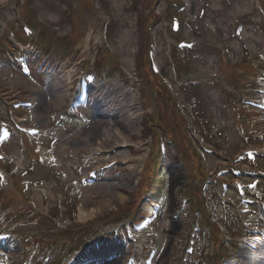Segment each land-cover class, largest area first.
Wrapping results in <instances>:
<instances>
[{
  "label": "rangeland",
  "instance_id": "obj_1",
  "mask_svg": "<svg viewBox=\"0 0 264 264\" xmlns=\"http://www.w3.org/2000/svg\"><path fill=\"white\" fill-rule=\"evenodd\" d=\"M3 0H1L2 3ZM153 0H139L138 4L144 2L148 4L152 3ZM227 1L230 0H189L187 1L188 9L182 14L183 20L185 22V29L191 27L188 33L189 40L194 39L198 41L199 57L197 58V63L194 69L190 71L189 74H185V77H191L192 79H199L203 82L202 90L196 91L195 89L189 90L186 94L181 93L180 98L185 99L183 102L189 103L193 98H197L201 103V110L205 112V117L211 121V130L210 132L216 135L215 139L219 140L222 151L218 152L221 157H226L229 159H234L240 151L245 147V142L242 143V139L237 135V132L244 127V120H242V113H238L233 108L235 105L230 103V100L238 101V98L241 97L242 92L236 96L235 92L232 96L230 89L238 88L236 74L240 75V71H243L244 63L246 60H250L247 57L242 60L240 55L236 56V53H232L230 62H221L219 60L218 54L220 49L228 52L233 49H240V45L245 43L252 45L254 51L257 50V47L264 44V34L258 32L252 26H248L243 29L241 35V41L236 42V38L232 37V33L236 26L248 22H252L251 12L256 1L250 2V0H232L235 4H229ZM132 0H39L37 2H30L24 0V3L29 6L31 9H28V17H35L40 22L46 23L49 27L50 37L53 40H56L57 35L62 40L63 35L67 34L71 30L70 19L79 18V23L82 21L90 23L89 31L93 34L90 38L91 46L90 49H86L85 54L79 55L78 59H90L92 58V53L94 54V61L100 57V46L103 44L102 37L103 32L108 29L107 25L109 23V37L110 45L114 53L118 55L119 61L124 68V72L127 77H131L129 74L134 75L136 71L135 66V53L137 52V40L139 39V30L138 25L136 24L135 18V7L131 6ZM206 9H204V15H200V9L205 3ZM135 3V6L137 5ZM101 7V8H100ZM164 8V7H163ZM163 8L158 10L161 14L163 13ZM162 9V10H161ZM34 10V12H32ZM24 9V15H25ZM10 14L7 11L0 13V20L4 17H8ZM64 16V18H63ZM249 16V17H248ZM203 19V20H202ZM67 23V25H66ZM256 25L260 23L258 18H255ZM188 24V26L186 25ZM107 27V28H106ZM140 36H143L142 30ZM56 32V35L53 34ZM90 36V35H89ZM97 51L99 53L97 54ZM104 56V54H103ZM165 64V62H164ZM221 65V70L218 72V77L214 78L218 68ZM60 67V68H59ZM58 70L54 73V76L63 68L66 70L69 66L65 63L58 66ZM241 69V70H240ZM166 75H172L173 70L168 71L167 67L165 69ZM171 73V74H170ZM174 75V74H173ZM53 76V77H54ZM1 77V75H0ZM4 82H7L12 89L18 90L20 88L26 87V83H22L17 75L6 71L2 77ZM208 79V82H205L203 79ZM212 78L216 79L213 80ZM171 83L174 85L176 82L173 79H170ZM67 85L59 93H56L55 90H51L48 94V98H51V101L56 102V97L64 95L67 91ZM147 92L150 90V84L146 86ZM152 91V89H151ZM11 92V89H10ZM142 94V93H141ZM152 95V93H150ZM137 102L145 103L143 101V96L140 98L139 93L137 95ZM149 106L153 105V102L148 103ZM242 104V101H241ZM45 105V104H44ZM240 103L236 104V107H239ZM45 107V115L38 114L36 117V124L44 126L48 123V109L47 105ZM156 107L159 111V117L161 124H163L162 117L160 114L161 109H166V104L161 103L157 100ZM58 108V102L53 109L52 114ZM146 112L140 107L136 114H132L131 117L137 116L129 127L125 130L122 129L123 133L130 138L131 142L140 145L141 154L139 157H129L128 151H119L123 161L130 159L134 167L130 170L128 174L125 175L122 182L119 184H99L94 187H81L75 184V188L72 187L73 183H69L64 180L58 187L54 185H48V187H36L33 188L34 192L29 196L28 201H34L36 207L39 211H45L46 209H51L56 207H62V199L64 195L68 197V202H75L77 210L74 209V206L68 207L69 211L66 212L67 219L65 222L61 219L56 218V232L54 231L53 224L45 221H33L29 226L25 225L30 234H39L43 237H46L45 240H51L58 238L60 232L58 229H65L66 226L71 225V218L74 217L76 222L79 225H86V223L102 217L104 215L116 212L118 207L123 204L129 203L131 205L134 201L136 192L137 181L139 180V171L141 169L142 163L145 161L149 149L146 145H142L151 141L150 139L146 140L144 136H147L143 131L144 122H142V115ZM50 121V120H49ZM210 128V126H209ZM192 130V129H191ZM83 130L80 129L76 131L73 135L66 136L64 141L56 147V153L65 158V154L72 152V154H82L87 152L89 149H109L111 147H120L124 140L120 138H115V130L111 127L108 129L105 128L101 135L93 138L86 139L81 138ZM221 134V136L218 135ZM114 138V139H113ZM84 139V140H83ZM114 140L112 145L107 143L111 140ZM80 142V143H78ZM251 146V145H249ZM215 148L214 146H212ZM248 147V146H247ZM264 149L263 146H260ZM201 149L200 146H198ZM216 149V148H215ZM111 160V159H110ZM228 161L220 160L217 157L208 158V169L210 170V165L212 167L219 166L220 164H227ZM175 166L178 165L174 161ZM264 167V163L261 165ZM171 167V166H170ZM136 169V170H135ZM66 170L64 169V172ZM45 173L42 172V175ZM67 174V173H66ZM45 176V175H44ZM190 174L188 170H184V167L180 165L178 169L170 170V196L173 203V208L175 209L178 198H183L186 195V187L188 191L189 183L187 182ZM197 191L196 185L194 186ZM167 190V195H168ZM21 195L19 192L14 194L12 189L8 187L5 191L0 192V202L7 201L15 202V205L9 212L20 213L16 216L17 219L29 218L30 213L20 210L28 209V206L24 202V195ZM70 195V196H69ZM136 203V199H135ZM171 203V204H172ZM30 205V204H29ZM31 206V205H30ZM59 207V208H60ZM33 208V207H32ZM169 206H167L168 210ZM171 210V209H170ZM61 211H65L64 207L61 208ZM168 213L166 212L164 220L161 219L156 227L159 230L161 250L159 255V261L157 264H177V257L179 254L180 244H182V239L185 234L186 225L182 221H177L175 224L168 221ZM15 219V214L12 216ZM103 223V222H102ZM102 223H98L91 227L92 230H96L101 226ZM176 225L177 230L174 231L173 226ZM80 231L75 232L74 237H71L66 240L67 244L79 243L81 242L86 233H79ZM104 232V231H103ZM56 233L55 236H53ZM90 233L89 235H91ZM58 242V240H56ZM47 243V242H46ZM56 254L59 255V249L56 248ZM23 251V246L19 242L17 248L9 251V254L14 255L11 264H21V258L18 257ZM64 252V250H62ZM248 254V258H250ZM259 264V263H255Z\"/></svg>",
  "mask_w": 264,
  "mask_h": 264
},
{
  "label": "bare ground",
  "instance_id": "obj_2",
  "mask_svg": "<svg viewBox=\"0 0 264 264\" xmlns=\"http://www.w3.org/2000/svg\"><path fill=\"white\" fill-rule=\"evenodd\" d=\"M37 113L40 115L45 113V110H44L42 105L39 107ZM131 120L132 119L129 117L126 119L121 118V119H118V121H114V123H110V122H107L103 119H100V120H97L94 123H92L89 127H87L85 129L84 135L86 137H88L89 139H93V138L101 135V133L104 131L105 128L108 129V127L109 128L111 127L112 129L115 130V132L118 136H123L121 130L127 129L131 123ZM78 143H80V142H78ZM173 228H174V231L177 230L176 225H174ZM112 264H115V262H113Z\"/></svg>",
  "mask_w": 264,
  "mask_h": 264
}]
</instances>
